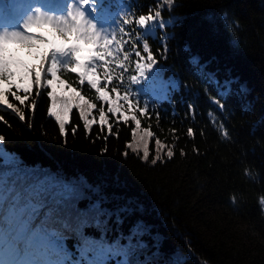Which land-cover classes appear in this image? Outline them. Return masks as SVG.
<instances>
[{
    "label": "trees",
    "instance_id": "1",
    "mask_svg": "<svg viewBox=\"0 0 264 264\" xmlns=\"http://www.w3.org/2000/svg\"><path fill=\"white\" fill-rule=\"evenodd\" d=\"M70 12L111 41L103 60L81 58L119 112L71 55L55 56L57 73L97 105L90 129L77 108L64 134L49 114L51 56L41 84H13L27 99L0 102V264H264V0H0L1 31Z\"/></svg>",
    "mask_w": 264,
    "mask_h": 264
},
{
    "label": "snow or ice",
    "instance_id": "2",
    "mask_svg": "<svg viewBox=\"0 0 264 264\" xmlns=\"http://www.w3.org/2000/svg\"><path fill=\"white\" fill-rule=\"evenodd\" d=\"M82 2L87 3V0H82ZM160 13L157 12L156 16H159ZM69 16L72 17V22L68 23L64 21L63 26L60 23L55 21L53 18L40 17L37 16L33 18L29 16L22 27L25 31H4L0 33V102L4 105H7L9 109H13L14 105L9 102L8 94L11 92L15 97V100L24 104L27 96H21L12 92V86L15 84L17 89L23 88V91L27 94L31 88L32 84L37 85L42 83V75L44 72L45 62L49 58V52L52 56L51 66L47 68V72L51 74V78L46 81V84L49 86L50 90L47 92V96L51 98V105L48 108V112L51 116L55 117V120L58 122L59 130L62 134L65 133L66 124L69 121V114L73 108L79 110V115L83 118V123L86 130L90 129L97 121L95 119H89L88 113L97 107L96 104L85 100L84 96L77 92L71 85L67 84L66 81L61 80L57 73V60L55 56L60 55H71L73 60V65L71 70L77 72L78 69H82L79 72L80 82L83 84L84 79L88 78V83L91 85L95 92L98 95V99L108 103V112L109 113H118L119 106L117 105L116 100H112L108 95V92L105 87L100 85V81L95 76V69H89L87 66L86 60H82L80 56V47L77 43L68 44V34L75 32L76 40L79 41L83 39L87 43L94 45V56L103 60L109 53L106 51L107 46L111 43L108 39H105L103 42L99 39V33L95 31L94 24H86L83 22V13H79L78 16L73 15L71 12ZM156 17L149 15H140L138 22L140 24H146L150 19L154 20ZM129 21H125L128 23ZM42 23H48L55 25L58 34L65 41L61 45H53L50 49L45 50L38 54L39 63L35 64H26L23 60L17 58L16 53L9 50L7 45L9 43H17L21 48H35L37 44L43 43L47 40L46 37L37 35L31 31L34 25H39ZM101 49H105L101 51ZM87 60L93 59V56L90 55L86 58ZM150 66V65H149ZM91 73V74H90ZM34 76V80L32 79ZM7 85L4 87L3 85ZM60 85H66L65 89H61ZM67 89H71L69 93ZM116 91V89H113ZM120 98L117 97V100ZM125 100L128 99L127 96L124 97ZM32 107H35L33 105ZM17 112H20L18 108L15 109ZM107 114L103 108L99 110V124L101 126L107 125L108 130L111 131V124L106 118ZM20 119H24V113L20 112ZM135 119V117H133ZM139 122H137L138 124ZM135 134V132H134ZM191 135V130L189 132ZM225 136L227 134L225 133ZM143 139V137L141 138ZM169 157L173 155L171 151L167 154ZM144 158H148V150L145 148ZM156 161H153L155 163ZM259 203L264 206V196L259 200ZM264 211V208H262Z\"/></svg>",
    "mask_w": 264,
    "mask_h": 264
},
{
    "label": "rangeland",
    "instance_id": "3",
    "mask_svg": "<svg viewBox=\"0 0 264 264\" xmlns=\"http://www.w3.org/2000/svg\"><path fill=\"white\" fill-rule=\"evenodd\" d=\"M34 28H35V30L37 29V28H43V25H37V26H34ZM45 28H49V29H44V31L43 32H41L40 34H41V36H44V37H46L47 38V40L45 41V42H43V44H45L47 47H46V49L45 50H48V49H50L53 45H61V44H64L65 43V41L57 34L58 32H56V31H54V30H52V29H50V28H52V26L51 27H45ZM77 41H76V39H74V38H68V40H67V43L68 44H72V43H76ZM78 45H79V47H80V56H83V55H85L86 57L88 56V55H90V54H93L94 53V47L93 46H84V45H82V44H80V43H77ZM7 47H8V49L9 50H11V51H13V52H15L16 53V56H17V58H21L20 56H19V52H20V49H21V47H20V49L18 50V48L16 47V45L14 44V43H9L8 45H7ZM84 49H83V48ZM44 50V51H45ZM49 56H51V53L49 52ZM56 56H58V57H60V58H62V57H64L65 55H60V54H57ZM52 57V56H51ZM82 60H84V58H81ZM148 68H150V66L148 65ZM141 72H143V73H146L145 72V69H142V71ZM147 74V73H146ZM145 129H143V128H139L138 130H137V132H135V135H136V138H134V140H133V143L135 144V145H140V146H143L144 145V142H142V140L140 139V134L142 133V131H144ZM146 131V130H145Z\"/></svg>",
    "mask_w": 264,
    "mask_h": 264
}]
</instances>
